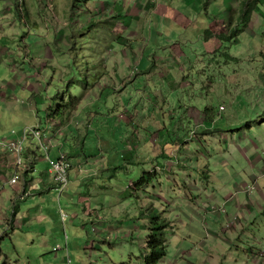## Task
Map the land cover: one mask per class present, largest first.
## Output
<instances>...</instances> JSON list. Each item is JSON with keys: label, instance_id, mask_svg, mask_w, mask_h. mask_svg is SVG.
I'll return each instance as SVG.
<instances>
[{"label": "rangeland", "instance_id": "1", "mask_svg": "<svg viewBox=\"0 0 264 264\" xmlns=\"http://www.w3.org/2000/svg\"><path fill=\"white\" fill-rule=\"evenodd\" d=\"M177 1L182 4L175 2L173 8L180 12L184 13L183 2L194 10L190 14L194 30L187 31L188 38L180 46L185 57L177 56L180 67L187 70L191 66V70H187L189 78H185L190 86L161 87L168 106L178 116L172 122L165 116L169 108L157 109L154 116L157 127L165 125L171 131V137H166L168 141L183 138L182 130L174 132L173 129L181 128L182 118L198 109L204 119L209 113H215L216 118L231 120L237 132L243 130L259 139L256 137L259 133L253 130H258L254 119H264L260 97L261 94L264 97V89L256 86L263 84L261 76L264 78V18L262 22L251 19L246 23L238 22L250 0H246L243 9L240 3L245 0ZM254 1L258 12L264 15V0ZM159 4L166 5L167 0H159ZM230 11L231 14H227ZM160 25L162 29L157 31ZM173 25L168 20L163 21L159 14L146 13L145 6L138 7L136 0H0V183L8 180H5L6 175L10 178L12 174L6 170L12 166V159L14 162L9 144L19 136H13V132L21 133L26 127L39 125L44 135L50 122L63 111V101L71 102L70 97L81 101L79 107L93 103L90 110L106 112L102 110L105 101L115 94L112 86L103 90L105 79L100 56L113 55L109 66L113 65L112 68L123 74L127 61L122 59L125 49L121 50L120 44L127 42L122 38H132L135 31L146 41L145 57L152 58V54H156L160 68L169 47L180 41L175 32L183 33L178 28L169 33L168 28ZM197 29L200 30L196 32ZM233 34L235 38L230 39ZM144 68V65L138 67ZM105 78L107 81L108 77ZM144 83L145 80L140 81L143 89ZM91 84L99 87L97 96L102 95L97 104L94 99L87 102L83 98ZM148 94L144 96H150V92ZM131 95H121L118 100L122 99L125 104ZM133 97V105L126 106L135 108L134 102H138L139 96L133 94ZM153 100L157 101L155 97ZM114 113L118 122L123 110ZM224 125L228 126V122L220 120V126ZM157 127L153 125L151 131ZM129 135L130 132L125 137ZM199 135L200 130L189 129L185 141L189 140L191 145ZM213 135L219 138L218 134ZM141 136L143 145L150 150L153 141L150 142L147 134ZM99 139L115 141L104 130L98 133L92 130L87 140L88 156L97 153ZM163 139L161 134L159 146ZM32 141L35 140L24 144L25 149L31 148V144L37 146V142ZM127 144L116 141L101 149L99 154L108 166L104 174L95 172L83 183L75 179L73 172L68 190L60 195L65 202L59 201L58 187L41 196L30 194V190L39 186L33 181L25 183L24 173L18 175V183L6 184L0 195L1 212L5 215L9 210L11 216L16 209L17 217L11 225L0 218L4 224L0 225V264H145L149 219L141 215V210L146 205L153 206L170 222L166 256L158 264H264V254H261L264 252V196L257 189L249 194L256 198L251 197L254 209L245 224L247 231L229 232L238 228L241 220L240 212L227 205L225 195L236 190L234 193L239 192L241 203L246 196L245 187L243 190L235 187L242 179L237 172L241 170L240 163L234 164V171L230 166L217 167L215 162H206L212 172L220 170L215 173L214 186L223 183L218 187L216 202L209 203L204 197L199 199L196 189H188L195 182L199 187L206 182L200 171H205L203 164L194 163L190 168L183 154L165 157L166 161L160 157L158 162L162 165H169L170 161L175 164L174 173L160 166L156 177L152 165L155 163L128 162L131 156ZM191 151L196 157L195 147L191 146ZM147 155L148 150H143L141 159ZM214 156L213 153L210 159ZM242 165H246L244 161ZM145 173H151V177L139 183ZM223 174L227 176L225 181L220 180ZM51 176L53 178V174ZM252 184L249 182L247 186ZM260 184L264 186V182ZM149 194L155 199L150 201ZM190 194L197 198L190 199ZM159 196L164 198L159 201ZM9 198L17 204L14 209L7 202ZM216 204L221 206L218 211L212 209ZM25 218L30 221L28 225L22 223ZM171 227L175 232L173 236H170ZM58 246L62 251L57 258L53 250Z\"/></svg>", "mask_w": 264, "mask_h": 264}, {"label": "crops", "instance_id": "2", "mask_svg": "<svg viewBox=\"0 0 264 264\" xmlns=\"http://www.w3.org/2000/svg\"><path fill=\"white\" fill-rule=\"evenodd\" d=\"M136 1L138 7L145 6L146 13L153 12L154 14H159L161 15L163 21L168 20L173 23L174 25L171 28H168L169 33H172L173 29L175 28L182 30L183 33L181 35H177V32H175V35L180 37V41L175 42L174 45L169 47L168 55L167 57H165V60H161L163 66L160 68L157 67L158 63L156 64V60L160 59L156 54H152V58L145 57L144 49L147 47L146 41L143 38L138 37V33L135 31L132 32V38H122V40L125 39L128 43L125 42L123 43V45L120 44L121 50L125 49V51L122 52V59H125L127 61L126 70L123 74L118 73V71L120 70H115L114 68H112L113 65L109 66V62H113V55H101L99 59L103 61L101 68L104 73L103 77L105 79V86L103 90H108L110 86H112L115 97H109L107 101H105L106 105H104V108L102 110H106V112H101V110L99 112H94L90 110V108H92L90 105H92L93 103L90 105H86V107H79L81 101L74 97H70L71 103L74 104V107L72 109L71 107L67 108V103L63 101L62 115L65 118L70 117V119L68 121L65 120L66 122L62 123L61 120L59 121L58 118H55L52 122H50L49 127H47L46 133L44 134V141L49 148L50 156L52 158H56L61 153L67 154L71 163V167L69 169L70 181L74 172L75 179L84 183L89 178L91 179L94 176L93 174L95 172H97L98 175H102L108 170L107 163L105 162L104 158L102 159V154L99 153H101V149L105 148L106 145H111L112 142L114 144L116 141L117 144H119V142H121L122 144L128 143L127 152H129L131 156L130 158H127L128 162L131 161L132 163H138V165H140L141 162L155 163L152 165L154 169L153 175H156V177L157 174L161 171L158 167L163 166L167 171L172 170V173H174L173 170L175 167V164L171 161L169 162V165L166 163L165 165H162V163L158 162V158L163 157L164 161H166L165 157H179V155L183 154V160L187 162L186 165H189L190 168L194 163L196 164V166L197 164L204 165L205 171H203L202 169H200V171L204 175L206 182H203L200 187L198 186L199 183L195 182L194 184L188 186V189H196L201 197L199 199H202V197H204L206 198V200H209V203L216 202L218 198L217 192L219 191L218 187L223 183L220 182L221 184H218V186H214V183H212V181H215V173L220 170L215 169V171L212 172L209 168L211 166H207L206 162H215L217 167L224 166L227 168L230 166L232 169H234V171H236V169L234 168V164L237 165L240 163L239 165L241 170H237V172L240 176H242V179L241 183L235 187L237 189L240 188V190H243V188L246 187L249 182L255 183L257 189L256 191H258L259 194H261L263 197L264 186L260 183L264 182V119L260 121L258 120V117L254 119L256 121L258 130L254 129L253 131L259 133L260 136H256L259 137V139H257L258 141L249 136L250 134L244 133L243 130L237 132V130H234V124L231 120L216 118L215 113L211 114L208 112L209 116L206 117L207 119H204L202 117V112L198 109H195L192 112H188L185 118H182L181 128L173 129L174 132H179L182 130L184 132L183 138L177 137L176 140L168 141L166 137H171L169 134L171 131L167 130L165 125L163 128L161 124L160 127H157L158 124H156L154 117L155 115L157 116V109H161L163 107L164 109L169 108V114H165V116L170 117V120L172 122H175L176 116H178L174 115L172 111L173 109H170V107L168 106V102L164 99V96L162 94L161 87H164L165 85L170 88L172 86H176V88H186L190 86V82L185 81V78L188 77L187 70H191V66L187 70L180 67L178 65L179 62L177 61V56H181V58L185 57V54L180 49V46H183L188 38V36L186 35L187 31L194 30L193 21L190 20L192 9H189L188 6L185 5V2H183L184 13L180 12L178 9L173 8V4H175V2L182 4V2H178L177 0H167L166 5H160L159 0ZM153 1L155 2V4ZM245 2L246 0L240 3V8H244L243 5ZM254 2V0L246 2V8L241 11L240 19L238 22L246 23V20L249 19L257 22L263 21L264 15L258 12V5ZM237 4L238 3H234L235 6H238ZM147 5L148 8H146ZM195 8L198 9L197 6H195ZM232 10H234L233 7ZM227 14H231V11ZM229 22L231 21H228V23ZM196 23H199V21H197ZM220 24L223 23L220 22ZM156 28L158 31L159 29H162V25L157 26ZM199 30L200 29H197L196 32ZM233 38H235V34L230 35V39ZM235 42L237 43V40H235ZM171 47L174 48L171 49ZM142 65H144L145 68L143 70L138 69V67ZM110 72L113 73L112 76L110 75ZM105 77H108L107 81ZM180 78H182L181 84L179 82ZM142 80H145L143 86L144 89L140 84V81ZM261 81L263 82V84L256 86L261 87L262 90V88L264 89L263 76H261ZM98 88L99 87L96 88L94 84L89 85V88L87 87L85 89L83 98H85L87 102H92V100L94 99L96 100L95 102L97 104V100L102 99V95L100 97L97 96L96 90H98ZM148 92H150V96H144V94L149 95ZM220 92H223V90H221ZM133 94L139 96L138 102H140L139 104L138 102H134L136 104L135 108H132L133 101L131 102V99L134 100ZM121 95L131 96H128L130 99H127L126 103L123 104L122 99L118 100ZM154 97L157 101L153 100ZM260 97H262L261 103L263 104L261 110L264 111V97L262 96V94L260 95ZM128 103H132V105L126 106V104ZM146 104L148 106H146ZM56 106H59V103H57ZM119 106L122 107L119 108ZM116 110H123V113L121 115L119 114L118 116V122L115 120L116 113L114 112H116ZM220 110L222 111L223 108H221ZM220 110L219 112L221 113ZM165 116L163 117V119L166 120ZM220 120L222 122H228V126L224 125L222 128V126H220ZM40 124H42V121H40ZM185 124H187L188 128H185ZM153 125H156L157 128L151 131ZM142 127H145V129H143ZM193 128H195L197 131L200 130V135L197 136L196 141L192 140L191 145H189V140L185 141V139L188 136V130H193ZM92 130L95 131V133L104 130L111 137H114L115 141H113L112 139H99L100 143L97 147V153L88 156L87 140ZM163 131L165 133H162ZM129 132L130 135L128 137H125L129 134ZM141 134H147L150 142L151 140L153 141V147L151 146L150 150L147 149V146L143 145V140L141 139L143 138V136H141ZM161 134L162 136H164V139L163 144L159 146L158 140ZM213 134H218L219 138L216 139ZM121 135L125 138H121ZM194 136L196 137V134ZM191 146L193 147V149L195 147V153L197 155L196 157L193 151H191ZM27 149H30L27 151L26 156L29 166L26 169V173L22 175L24 177L23 180L25 183L27 181L37 182L36 184L39 186V189L36 188L30 190V194L41 196L44 193H48L50 190H56L57 185L51 176L52 173L50 171L44 153L40 151V149H32V145L31 148ZM210 149L212 150V152L210 151ZM143 150H148V155L142 157L141 159ZM154 150L156 151V154L152 153L154 152ZM213 153L215 154V156L211 160L210 158L212 157ZM201 156H203V159H201ZM243 161L246 164L245 166L242 165ZM37 174H39V176H37ZM243 177L245 180L243 179ZM226 179L227 176H224V174L220 178V180L222 181H225ZM205 184H207L208 186H204ZM68 188L69 185L64 191H67ZM24 190H26V186L23 187V191ZM234 191L236 190L229 191L228 193L226 191L227 194L225 195V200L228 202L227 205H230L231 210L240 212L241 222L238 228H232L229 232L238 233L240 230L241 233H245L247 231L246 227H248L245 226V224L249 221V216L253 214L252 211L254 209V205L253 198L251 200V197L254 196H252V194H246L243 202L241 203L239 192L234 193ZM62 193L59 192L60 203L65 202L61 198ZM190 195V199L192 198L195 200L197 198V196H194L193 194ZM15 197H18V195H16ZM147 198L150 201L155 199L152 194H149ZM163 198L164 197L159 196L157 199L161 201ZM254 198H256V196ZM190 199L189 201H191ZM7 202L9 203V205L11 203V209H14V207H16L17 205L14 201L11 200V198H9ZM220 207L221 206H218L216 204L212 209L218 211ZM1 209L2 208H0V218L8 220L6 222L9 225L13 224L14 219H16L17 217L16 209L13 211V213L11 212V216L8 215L10 213L9 210L4 215L1 212ZM201 211H203L202 208ZM205 212L208 213V211ZM234 216L235 214L232 217ZM22 223L28 225L30 221L29 219L25 218L22 220ZM0 225L4 226V224H2L1 222ZM40 233L44 234L46 233V231H40ZM174 233L175 232L173 231V227H171L170 236H173ZM221 238L228 239L223 236H221ZM54 252H56L57 257L59 251ZM1 253L2 252L0 249V256L2 257Z\"/></svg>", "mask_w": 264, "mask_h": 264}, {"label": "built area", "instance_id": "3", "mask_svg": "<svg viewBox=\"0 0 264 264\" xmlns=\"http://www.w3.org/2000/svg\"><path fill=\"white\" fill-rule=\"evenodd\" d=\"M12 135H19L16 139H14L13 142L9 144V147L14 157L15 170H13L9 180L0 183V195L5 189L6 184L13 186L14 184L18 183V175L24 173L26 169V149L24 147V144L30 139L35 140L32 142H37V146L31 144L32 149H40L46 156L50 171L53 174V179L58 187L59 192L62 193L68 186L70 179L69 169L71 167V163L67 155L65 153H61L58 157L52 158L50 156L49 148L44 141V135L42 134V131L38 128V126L26 127L24 130H22L21 133L13 132ZM254 189H256L255 183L246 186L244 188V192L249 195ZM54 251H62L61 246L55 247ZM261 254H264V252H261Z\"/></svg>", "mask_w": 264, "mask_h": 264}, {"label": "trees", "instance_id": "4", "mask_svg": "<svg viewBox=\"0 0 264 264\" xmlns=\"http://www.w3.org/2000/svg\"><path fill=\"white\" fill-rule=\"evenodd\" d=\"M79 23H82V21L80 20ZM66 106L67 108L71 107L72 109L74 107V104L70 102ZM60 109L57 110V114L60 112ZM62 112L58 115V119L59 121L61 120L62 123H65L70 119V117L65 118L62 115L63 114ZM28 150L30 149H26L25 157L27 156ZM28 166L29 163L27 162V158H26L25 168L27 169ZM14 167L15 164L12 159V166H9V169L6 171L13 172V170H15ZM26 169L24 173H26ZM146 177L147 178L151 177V174L145 173L144 176L139 180V183H143ZM5 178H6L5 180L7 179L9 180L8 175H6ZM141 215L143 217L147 216V218L149 219V223L147 226L148 229L147 240L145 243V251H146V254L144 256L145 264H158L166 256L167 230L170 228V222H168L166 218H163L162 214L159 211H157L153 206H149V205L144 206V208L141 210Z\"/></svg>", "mask_w": 264, "mask_h": 264}]
</instances>
